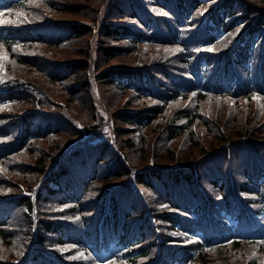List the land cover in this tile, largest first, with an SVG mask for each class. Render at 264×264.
Wrapping results in <instances>:
<instances>
[{"label":"trees","instance_id":"16d2710c","mask_svg":"<svg viewBox=\"0 0 264 264\" xmlns=\"http://www.w3.org/2000/svg\"><path fill=\"white\" fill-rule=\"evenodd\" d=\"M0 11V264H264V0Z\"/></svg>","mask_w":264,"mask_h":264},{"label":"rangeland","instance_id":"374dc122","mask_svg":"<svg viewBox=\"0 0 264 264\" xmlns=\"http://www.w3.org/2000/svg\"><path fill=\"white\" fill-rule=\"evenodd\" d=\"M244 100L240 101L238 104H237V107L240 108L241 111H243L246 107L248 106H254L256 107L257 109L260 108V106L262 105V102L260 100H258L256 97H252L250 99H247L246 102H243ZM258 115H264V110L263 111H258L256 112ZM99 114H102L101 112H99ZM99 120H103V121H106V117H99L98 118ZM100 127V129H99ZM101 127V123L99 122V126L97 124V122L95 123L94 127L87 130V131H84L82 133V138L81 140H87L88 138H92V137H95V138H98L102 135L105 134V132L110 129L109 126H106L104 128ZM105 136V135H104ZM102 136V137H104ZM101 137V138H102ZM219 251H221V249H218Z\"/></svg>","mask_w":264,"mask_h":264},{"label":"snow or ice","instance_id":"6c2138e0","mask_svg":"<svg viewBox=\"0 0 264 264\" xmlns=\"http://www.w3.org/2000/svg\"><path fill=\"white\" fill-rule=\"evenodd\" d=\"M8 11H11V10L9 9ZM4 14H5V13H4L3 11H0V17H3ZM160 14H165V13H160ZM19 15H20V14L17 13V16H19ZM4 23H5V21L2 20V19H0V25H3ZM2 49H3V45H0V51H2ZM13 50H15V47L13 48ZM166 51H169V50L166 49ZM176 51H180V49H176ZM208 51H212V49L209 48ZM2 68H3V66L0 65V71H2ZM3 82H4V81H3L2 77H0V83H3ZM257 99H259V98H257ZM262 242H264V241H262ZM80 256H83V253H81ZM73 259H75V257H73Z\"/></svg>","mask_w":264,"mask_h":264}]
</instances>
